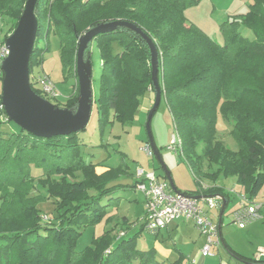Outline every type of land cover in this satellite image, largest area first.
<instances>
[{
  "label": "trees",
  "instance_id": "obj_1",
  "mask_svg": "<svg viewBox=\"0 0 264 264\" xmlns=\"http://www.w3.org/2000/svg\"><path fill=\"white\" fill-rule=\"evenodd\" d=\"M27 1L0 0V43L17 27ZM200 1L38 0V32L30 77L42 65L48 49V45L40 48V41L57 35L65 77L75 79L77 89L62 103L58 98H47L33 84L32 88L42 98L55 101V107L76 111L79 38L101 24H135L158 49L162 100L171 111L181 139V155L197 179L198 189L184 194H221L228 207L231 198L224 188H204L201 184L212 175L208 171L212 166L218 168L214 175L235 177L250 200L264 188V0H252L247 13L220 25L222 44L188 21L186 10ZM9 25L4 34V26ZM242 28L252 32L253 41L243 35ZM92 44L98 49L101 63L96 104L103 135L104 129L115 122L129 123L141 99L155 92L151 51L141 36L124 27L93 39L85 54L90 63ZM219 113L232 123L240 152L230 151L218 140ZM9 122L0 109V264H165L157 260L155 250L137 249L140 234L118 239L114 228L94 237L90 247L77 251L83 230L104 220L113 222L110 214L121 200L115 195L136 190L137 179L125 181L134 178L127 166L98 172L102 164L88 161L80 151L84 143L79 132L40 138L16 124L18 131H2L3 124ZM160 177L167 180L163 174ZM51 200L56 201L58 221L46 224L40 205ZM141 229H146L145 223ZM226 248L237 257L229 246ZM239 260L264 264V259L255 257ZM171 264L200 263L180 255Z\"/></svg>",
  "mask_w": 264,
  "mask_h": 264
},
{
  "label": "rangeland",
  "instance_id": "obj_2",
  "mask_svg": "<svg viewBox=\"0 0 264 264\" xmlns=\"http://www.w3.org/2000/svg\"><path fill=\"white\" fill-rule=\"evenodd\" d=\"M251 3L252 0H201L199 4L187 9L185 14L190 23L195 24L222 44L223 38L220 25L229 18L234 17V15L246 13ZM9 29L10 25L4 26V34ZM241 31L251 41L254 40V35L251 31L244 28ZM47 45L48 49L43 54L42 65L35 68L33 76L30 77L31 86L33 84L35 88L39 89L37 78L47 75L57 89L59 94L58 101L65 103L77 89L75 88V79H67L65 77L61 61V45L57 35L51 34L48 41L43 39L39 43V47L43 49H46ZM89 55H92L93 109L86 129L79 132V137L84 143V146L80 149L82 155L94 164H102V168L105 167L106 169L127 166L129 173L133 176H135L139 167H143L148 171L157 169L160 172V161L157 157L148 156L142 150L143 147L148 146L149 142V134L146 128L149 113L144 112V101L141 102L139 110L129 123L121 124L120 122H115L113 125L107 126L104 129V134L101 135L96 104L101 83V63L95 44H92ZM87 59L89 57L85 55V60ZM2 76L4 77L3 72L0 73V78ZM1 86L2 84H0V92L2 93ZM150 93H153L155 101V92L150 91ZM145 97L146 95L143 98ZM52 104L57 103L54 101ZM1 118L4 119L3 116ZM150 128L160 159L170 172L176 188L181 192L197 190V179L190 170L185 158L181 155V148H179L180 151L178 153L168 148L173 135L177 137L179 135L175 128L171 111L164 99L152 118ZM1 129L4 132L18 131V127L13 122L3 124ZM216 135L227 149L232 152H240L239 143L232 134V123L226 121L220 113L217 116ZM100 145L103 146L101 147ZM198 153H201L200 149ZM100 168H98V172H100ZM209 168L207 166V169ZM208 171L212 175L202 181L203 187L217 186L224 188L231 197V201L223 215L221 235L224 242L221 244L219 252L217 250L218 247L215 246L209 256L203 257L201 252L198 255L200 245L196 246L195 241L200 238V233L193 223L178 222L176 223L178 228L173 226L174 228H171L170 232L162 231L159 236L147 228L142 230L145 215V197L142 193L132 189L119 191L115 195V197H120L121 200L118 203V207L110 214L114 219L112 223L104 220L96 226L83 230V235L77 245V251L80 252L90 247L94 237L100 236L104 231L114 228V235L118 239L121 237L127 239L140 234L137 238V249L143 252L155 250L157 260L165 264H171L178 260L180 255L187 257L188 254L196 258L200 264H246L239 259L242 257L245 259L256 257L259 254V250L264 246V219L250 221L244 228H240L235 221L233 212L238 208L241 196L245 195L243 186L233 176L214 175L218 171L216 166H212ZM125 181L129 183L132 182V179ZM253 201L264 204V188ZM55 206V200L40 205L43 223H57L58 215L56 214ZM219 213L220 209L218 215ZM215 222L219 223V220L215 219ZM170 234L171 238L169 237ZM226 246H229L240 258L232 256V252Z\"/></svg>",
  "mask_w": 264,
  "mask_h": 264
},
{
  "label": "water",
  "instance_id": "obj_3",
  "mask_svg": "<svg viewBox=\"0 0 264 264\" xmlns=\"http://www.w3.org/2000/svg\"><path fill=\"white\" fill-rule=\"evenodd\" d=\"M38 0H28L17 27L6 40L10 55L2 64V105L11 122L24 131L40 138L67 136L86 129L93 109L92 66L85 60L89 44L99 34L127 28L142 37L151 51L152 80L155 88V101L149 112L147 131L149 144L154 156L161 162L168 182L175 193H180L166 165L161 161L159 152L151 136V121L162 102V88L159 82V52L154 41L138 26L126 21H114L98 25L79 38L76 57V72L79 85L78 107L76 111L55 107L50 101L39 96L31 86L30 59L38 32L35 7ZM205 196H198L201 199ZM222 199L219 229L227 202Z\"/></svg>",
  "mask_w": 264,
  "mask_h": 264
},
{
  "label": "built area",
  "instance_id": "obj_4",
  "mask_svg": "<svg viewBox=\"0 0 264 264\" xmlns=\"http://www.w3.org/2000/svg\"><path fill=\"white\" fill-rule=\"evenodd\" d=\"M9 55L10 50L6 45V41L0 43L1 72L2 64ZM37 84H39V89L46 97L50 99L59 97L55 85L47 75L38 77ZM0 109L4 110L3 105L0 106ZM168 148L176 153L180 151L181 141L179 136L173 135ZM142 150L148 156H154L150 144L147 147H143ZM135 177L138 181L136 190L145 197L143 221L147 229L152 232H158L168 228L176 221L191 222L200 235L205 238V244L201 249L204 257L209 256L215 246H221L219 225L215 222L222 202L220 195L205 196L197 199L196 196L175 193L168 180H161L155 171H147L142 167L137 168ZM241 199L242 203L234 212V218L239 227L244 228L248 222L263 218V205L251 202L247 196H241ZM255 258L257 260L264 259V247L259 250V254Z\"/></svg>",
  "mask_w": 264,
  "mask_h": 264
},
{
  "label": "crops",
  "instance_id": "obj_5",
  "mask_svg": "<svg viewBox=\"0 0 264 264\" xmlns=\"http://www.w3.org/2000/svg\"><path fill=\"white\" fill-rule=\"evenodd\" d=\"M248 12V11H247ZM246 12V13H247ZM245 14V13H244ZM239 15H241V14H239ZM235 16V15H234ZM142 101H144V103H143V107H144V112L145 113H149L150 112V110L152 109V107H153V105H154V97H153V93H148V94H146V97L145 98H142V100H141V102ZM160 166H161V168H162V170H160V172L159 171H157V169L156 170H149V171H155V173L157 174V176L161 179V180H164V178L163 177H160V175H164V176H166V173H165V171H164V169H163V167H162V164H161V162H160ZM103 167V166H102ZM100 168V173L101 172H104L105 170H106V168L104 167V168ZM143 168V167H142ZM148 171V170H147ZM135 176H134V178L132 179V182H134L135 181ZM132 182H129V183H132ZM178 190V189H177ZM179 192H180V190H178ZM138 192V191H137ZM180 193H182V192H180ZM183 194H184V192H183ZM213 195H217V194H213ZM218 195H221V194H218ZM199 196H211V195H205V194H200ZM223 196V195H222ZM243 196H247L246 194L245 195H243ZM196 197H198V196H196ZM224 197V196H223ZM248 197V196H247ZM231 198V197H230ZM249 198V197H248ZM251 202H253V203H255L253 200H251ZM222 203V202H221ZM241 203H242V199L240 198V202H239V206L241 205ZM263 205V208H262V216H263V218L262 219H260V220H263L264 219V204H262ZM239 206H238V208H239ZM144 207H145V203H144ZM221 208H222V204H221ZM221 208H220V211H221ZM226 208H227V206H226ZM237 208V209H238ZM236 209V210H237ZM235 210V211H236ZM225 211H226V209H225ZM234 211V212H235ZM233 212V213H234ZM225 213V212H224ZM224 215V214H223ZM218 220L220 219V213H219V215H218V218H217ZM220 221V220H219ZM178 222H183V223H188V224H192L191 222H186V221H176V222H174V223H172L168 228H166V229H162V230H160V231H158V232H155L158 236L161 234V232L162 231H168V232H170L171 231V228H174L173 226H175V228H178V224H176V223H178ZM176 224V225H175ZM218 225H219V223H218ZM200 236V238L198 239V240H196L195 241V245L197 246V245H200V248L198 249L199 251H198V255L200 254V252H201V249H202V247H203V245L205 244V238L202 236L201 237V235H199ZM169 237L171 238V234L169 235ZM221 237H222V235H221ZM222 241V240H221ZM224 242V240L221 242V244ZM221 247V246H220ZM220 247H218L217 248V250H218V252H219V250H220ZM264 247V246H263ZM175 248H176V245H175ZM177 249V248H176ZM202 254V253H201ZM203 256V255H202ZM187 257H188V259H190V260H192V261H195V262H198V260H196V258H193L190 254H188L187 255ZM204 257V256H203Z\"/></svg>",
  "mask_w": 264,
  "mask_h": 264
}]
</instances>
